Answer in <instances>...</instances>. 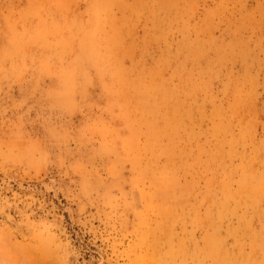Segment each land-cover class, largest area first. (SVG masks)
Masks as SVG:
<instances>
[{
	"label": "rangeland",
	"instance_id": "1",
	"mask_svg": "<svg viewBox=\"0 0 264 264\" xmlns=\"http://www.w3.org/2000/svg\"><path fill=\"white\" fill-rule=\"evenodd\" d=\"M0 264H264V0H0Z\"/></svg>",
	"mask_w": 264,
	"mask_h": 264
}]
</instances>
